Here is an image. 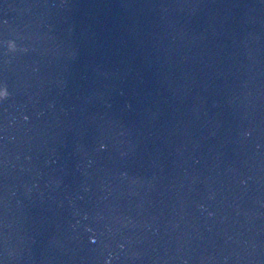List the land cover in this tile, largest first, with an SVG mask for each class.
Returning a JSON list of instances; mask_svg holds the SVG:
<instances>
[{
	"label": "water",
	"instance_id": "1",
	"mask_svg": "<svg viewBox=\"0 0 264 264\" xmlns=\"http://www.w3.org/2000/svg\"><path fill=\"white\" fill-rule=\"evenodd\" d=\"M5 85L0 264H264V0H0Z\"/></svg>",
	"mask_w": 264,
	"mask_h": 264
},
{
	"label": "clouds",
	"instance_id": "2",
	"mask_svg": "<svg viewBox=\"0 0 264 264\" xmlns=\"http://www.w3.org/2000/svg\"><path fill=\"white\" fill-rule=\"evenodd\" d=\"M9 48L12 51L16 50V44L14 42H9ZM9 96V92L7 89V85L3 89H0V100L7 99Z\"/></svg>",
	"mask_w": 264,
	"mask_h": 264
}]
</instances>
